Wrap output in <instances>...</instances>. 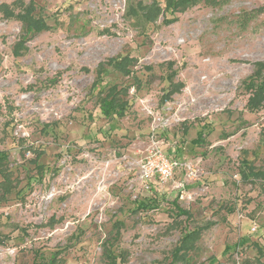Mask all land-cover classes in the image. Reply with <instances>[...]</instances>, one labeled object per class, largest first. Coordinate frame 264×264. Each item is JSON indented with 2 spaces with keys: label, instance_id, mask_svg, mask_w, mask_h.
Instances as JSON below:
<instances>
[{
  "label": "rangeland",
  "instance_id": "1",
  "mask_svg": "<svg viewBox=\"0 0 264 264\" xmlns=\"http://www.w3.org/2000/svg\"><path fill=\"white\" fill-rule=\"evenodd\" d=\"M24 1L51 28L27 33L0 14V150L19 182L0 201V264L57 249L65 264H108L116 220L119 264H182L172 250L197 226L194 264H264V179L240 170L243 159L264 170V108L247 110L242 82L264 61V0H204L172 24L129 12L152 0ZM125 54L139 85L108 67L93 86L98 64ZM114 84L131 87L130 106L109 118L99 99ZM155 150L181 162L166 181L145 176Z\"/></svg>",
  "mask_w": 264,
  "mask_h": 264
},
{
  "label": "trees",
  "instance_id": "2",
  "mask_svg": "<svg viewBox=\"0 0 264 264\" xmlns=\"http://www.w3.org/2000/svg\"><path fill=\"white\" fill-rule=\"evenodd\" d=\"M202 1L204 0H165L164 5L161 0H152L150 3L139 1L136 5L130 7L129 12L146 22H157L160 16L163 15L162 22L164 24H172L179 19L178 13H184L189 7L195 6ZM36 10V4L32 1L26 3L24 0H13L12 3H9L0 0L1 16L9 20L14 18L22 21L27 33H38L43 29L51 28L46 17L37 15ZM167 12H170L172 16L168 17ZM104 32L110 33V29H105ZM23 40L21 39V41L17 42L16 53H21L25 48ZM137 62L138 58L130 54L117 57L112 56L103 60L97 66L98 74L97 79L93 82V86L97 85V81L102 78L103 74L107 73L108 67L122 72L125 76H134V84L139 85L141 80L135 75L134 71ZM254 65L256 69L242 81L248 91L249 98L246 108L250 112L264 108V61L257 60L254 62ZM169 84L168 89L162 95V102L172 100L173 96L181 92L186 86L181 80L170 81ZM130 88L129 85H111L99 99L101 113L109 118L124 116L130 106V100H128ZM204 140V136L199 132L192 142L203 144ZM34 151L36 152V157L33 160L35 163H38L37 160L43 154V151L37 149H34ZM7 157L8 153L3 149L0 150V176L2 178L0 180V201L7 200L19 183L17 178L13 177V171L9 164H7ZM240 165L242 180L264 179V170L256 169L255 165L246 159H243ZM182 211L189 213L186 209H182ZM50 220H54V216ZM124 225V220H116L113 225L115 235L109 237L103 243V255L108 264H119L120 261L124 262L127 259L128 252L126 250L116 254L114 248H112L120 240L122 236L121 230ZM204 229L203 226H197V228L188 230L183 234L176 247L172 250L171 261L173 263L194 264L191 252L197 248V240L201 238ZM8 240V235L0 233V245H6ZM36 261L39 264H65L66 257L63 255V250L57 249L48 256L37 252Z\"/></svg>",
  "mask_w": 264,
  "mask_h": 264
},
{
  "label": "built area",
  "instance_id": "3",
  "mask_svg": "<svg viewBox=\"0 0 264 264\" xmlns=\"http://www.w3.org/2000/svg\"><path fill=\"white\" fill-rule=\"evenodd\" d=\"M144 162L145 176H158L162 181L173 177L175 169L179 168L181 162L176 158L164 155L160 150H155Z\"/></svg>",
  "mask_w": 264,
  "mask_h": 264
}]
</instances>
